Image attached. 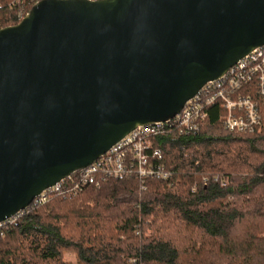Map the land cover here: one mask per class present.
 <instances>
[{
  "label": "water",
  "instance_id": "1",
  "mask_svg": "<svg viewBox=\"0 0 264 264\" xmlns=\"http://www.w3.org/2000/svg\"><path fill=\"white\" fill-rule=\"evenodd\" d=\"M264 45V0H38L0 28V222Z\"/></svg>",
  "mask_w": 264,
  "mask_h": 264
},
{
  "label": "trees",
  "instance_id": "2",
  "mask_svg": "<svg viewBox=\"0 0 264 264\" xmlns=\"http://www.w3.org/2000/svg\"><path fill=\"white\" fill-rule=\"evenodd\" d=\"M38 0H0V28ZM221 111L195 135L155 145L171 180H107L29 205L0 236V264H264V106L251 133L227 130Z\"/></svg>",
  "mask_w": 264,
  "mask_h": 264
},
{
  "label": "built area",
  "instance_id": "3",
  "mask_svg": "<svg viewBox=\"0 0 264 264\" xmlns=\"http://www.w3.org/2000/svg\"><path fill=\"white\" fill-rule=\"evenodd\" d=\"M22 18L19 16V21ZM212 106L221 111L217 119L231 132L251 133L260 127L264 106V45L253 48L221 76L203 84L173 118L136 126L90 164L41 190L29 205L43 204L54 195H76L111 179L134 178L139 180L141 189L148 179L171 180L172 172L162 162L156 138L171 131L179 136L197 134ZM26 208L0 222V236L3 226L17 220Z\"/></svg>",
  "mask_w": 264,
  "mask_h": 264
},
{
  "label": "rangeland",
  "instance_id": "4",
  "mask_svg": "<svg viewBox=\"0 0 264 264\" xmlns=\"http://www.w3.org/2000/svg\"><path fill=\"white\" fill-rule=\"evenodd\" d=\"M63 257H64V260L67 261L68 263L77 264L76 258L73 252H65Z\"/></svg>",
  "mask_w": 264,
  "mask_h": 264
}]
</instances>
